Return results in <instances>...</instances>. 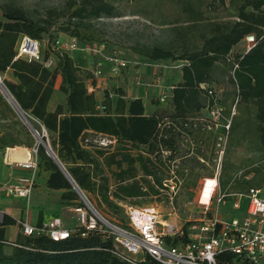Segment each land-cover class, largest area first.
Segmentation results:
<instances>
[{"label": "trees", "instance_id": "1", "mask_svg": "<svg viewBox=\"0 0 264 264\" xmlns=\"http://www.w3.org/2000/svg\"><path fill=\"white\" fill-rule=\"evenodd\" d=\"M106 1L73 0L71 10H74L69 23L73 25L76 21V26L73 30L69 26L64 29L70 33L68 36L85 43L86 38L81 36L77 23L85 22L86 26L101 16L116 17L113 4ZM175 2L184 16L180 21L185 25L183 29L207 32H202L200 45L183 47V50L161 43L139 48L138 54L146 61L181 63L182 81L170 89L171 93L163 101H166L164 108H160L158 102L153 103L158 108L151 115H145L141 98L127 99L122 89L105 90L99 103L87 88L88 80L92 79L93 83V73L75 66L74 59L66 53L54 54L56 60L52 69L40 62L14 60L20 36L41 42L42 35L49 34L52 26L49 18L36 21L20 9L1 8L5 21H0V74L9 70L17 80L12 83L4 79L3 84L39 135L41 131L34 125V120L46 130L48 137H43V141L49 140L51 151L78 189L97 197L111 210L121 211L116 201L158 194L146 177L151 176L154 184L160 185L159 166L164 169L169 166L167 163L175 152L180 132L186 130L190 119L197 118L202 109H211L214 105L223 107L211 86L216 70L228 79L234 94L245 105L247 128L257 136L258 151L264 159V0ZM248 35L255 37V45L247 53L232 55L234 47ZM43 55L44 60L51 58L49 54ZM57 75L61 77L60 92L66 96L67 104L65 109L58 105L54 112H49L47 106ZM230 111L224 114L229 116ZM17 116L0 95V148L4 150L33 147L31 131L15 120ZM232 121L233 117L231 125ZM93 133L115 137L118 148L112 153L83 148L80 141ZM21 136L25 142L19 138ZM141 147L147 154H157L155 151L161 150L170 154L160 164L159 159L152 161L142 154L131 153L132 149ZM36 149L38 167L41 165L47 173L46 188L64 191L61 200L69 203L66 206L73 203L74 209L84 207L70 181L46 154V149L38 144ZM112 167L114 190H111L110 178L105 172ZM138 172L141 177L136 179ZM261 183L264 184V173ZM141 185L147 187V192L141 190ZM41 223L39 216L37 225ZM11 226H17V220L3 214L0 219V264H130L113 254L112 238L97 230L85 232L78 226L75 233L59 241L45 235L24 236L20 232L15 241H9L5 229ZM177 242V239L168 241L172 245ZM218 264H232L230 255L221 254Z\"/></svg>", "mask_w": 264, "mask_h": 264}, {"label": "built area", "instance_id": "2", "mask_svg": "<svg viewBox=\"0 0 264 264\" xmlns=\"http://www.w3.org/2000/svg\"><path fill=\"white\" fill-rule=\"evenodd\" d=\"M53 41V54H70L79 50L80 42L76 37L67 36L65 40ZM255 43L253 35L246 36L243 39V53H247ZM17 59L40 62L46 68H50L53 62L52 58L44 60L41 42L27 36L18 38L14 60ZM106 61L109 64L108 74L112 76L126 70L129 65L115 55L107 57ZM92 73L94 77L101 76L99 69ZM92 90L89 88V91ZM166 97L165 93H160L158 99L163 102ZM232 111L234 109H231L227 117L223 107L219 105L208 109L206 129L220 128L221 132L216 139L218 156L214 174L203 180L197 202L201 208L200 217L181 226L167 220L178 213L175 198L182 186L177 163L168 160V170L164 172L160 187L154 184L151 176L148 177L159 191V197L165 196L162 204L167 208L166 213H161L155 205L118 204L122 208L125 222L115 225L103 218L89 203L82 201L84 207L74 209L78 215L79 227H83L85 232L97 230L111 237L113 254L130 264H218L221 254L230 255L232 264H264V186L250 187L246 192H229L221 190L219 184L222 158L232 126ZM80 145L88 150L112 153L118 148V141L113 136L93 133L84 137ZM10 149L14 148L4 150V157H8ZM162 152L164 159L170 154L165 150ZM7 165L25 170L28 175L4 185L3 192L7 197L20 198L28 204L37 177V149L30 148L26 159L8 162ZM222 205H229L223 217L219 214ZM17 226L24 236L45 235L53 241L66 239L76 232L66 229L59 217H52L46 223L33 226L20 220L17 221ZM174 239L178 240L176 244L168 243Z\"/></svg>", "mask_w": 264, "mask_h": 264}, {"label": "rangeland", "instance_id": "3", "mask_svg": "<svg viewBox=\"0 0 264 264\" xmlns=\"http://www.w3.org/2000/svg\"><path fill=\"white\" fill-rule=\"evenodd\" d=\"M114 6V13L116 17H105L91 21L89 25L85 26L84 23H77L80 34L82 37L86 38V42L83 43L79 38V50L68 54L69 57L73 59H78L80 56L86 59L89 69L92 72L96 70H101V76L105 77L110 81L107 86L108 90L114 92L117 89H122L126 91L127 83L129 79L135 76L137 86H143L145 89L148 88L151 82L148 76H152L151 72L154 70L157 76L165 77L167 83H176V79L179 77L180 72V62L177 61H167V62H149L144 60L139 54V48L144 45H153L155 43H161L162 45H174L178 49L182 47H195L201 44L200 37L207 31L193 30V29H183L185 25L180 21L184 18L178 10L175 0H108ZM73 0H0V21L4 22L5 19L2 16L1 8H15L20 9L28 17L36 21H42L44 19H50L51 28L49 34H43L41 39V50L45 54H49L53 62L51 69L54 66L55 58L51 51L52 40L59 39L65 40L70 34L64 31L66 27L69 26L70 30H73L76 26V21H73V25L70 22V14L74 10H71ZM222 15V14H221ZM52 36V38L50 37ZM243 41L236 45L232 51V55H240L244 52ZM115 55L116 57L128 62V68L114 78H110L108 75L109 64L106 59L109 56ZM158 66V67H157ZM140 71H136L139 70ZM143 69L145 70L143 71ZM3 83L4 74H0ZM100 76V77H101ZM214 81L211 82L212 88L216 91L217 97L221 100V104L226 108L234 109L232 111L233 121L232 129L228 140V150L223 161L222 177L225 183L230 182L228 191L231 188H248L255 185H260L263 173H264V159H262V154L258 151V138L255 136L252 129L247 128V109L244 107L239 98L234 94L232 85L228 82L225 76L220 74V71L216 70L214 73ZM131 81V80H130ZM125 84V85H124ZM148 84V85H147ZM99 91L98 100H103V91ZM162 93L163 89L161 90ZM125 93V92H124ZM126 94V93H125ZM0 95L2 96L1 92ZM142 97H144L142 95ZM158 102L160 108H164L165 102H159L157 97L151 95L145 102L146 108H149V103L153 104ZM237 103V104H236ZM236 104V107L233 106ZM15 120L21 122L30 132L27 124L21 119V117L15 118ZM2 124V123H0ZM34 125L41 131L40 135L45 138L48 134L45 129L34 120ZM1 133V130H0ZM31 133L33 140V147H37V140ZM197 138H204V136L198 134ZM22 142H25L23 136L19 137ZM46 144L50 147L49 140H46ZM210 141L206 138L205 147L209 148ZM4 152V148H0V164L1 156ZM197 164H192L191 171L188 181H200L208 169L199 168ZM111 171H114V167L107 170L105 169L106 175L110 178L111 190H114V180L111 175ZM46 172L40 165L37 170L38 185L41 184L42 179L45 178ZM1 179V178H0ZM185 184V183H184ZM192 184H187L188 186H193ZM36 185V182H35ZM34 185V186H35ZM37 185V186H38ZM187 186V187H188ZM221 188V185H220ZM222 190V189H221ZM64 191H57L46 193L44 199L49 205L50 211L53 214L58 215L61 220L65 223L68 230H75L79 226L77 220L78 215L74 212L73 203L71 206H66L65 201L61 200ZM194 190L192 192L184 193L183 190L177 195V205L181 206L182 203V214L186 217L188 214V209L192 208L190 205L191 198L193 196ZM231 192V191H229ZM86 197L87 203L93 209H95L103 218H105L111 224H124L125 217L121 208V211L111 210L105 206L100 200L95 196H89L83 193ZM165 196L157 198L155 200L152 198L151 194L143 196L142 198H132L125 201H116L119 205H143L145 203H158L159 200L162 202ZM4 199L5 196L0 194V200ZM60 198V199H59ZM61 201L60 204L54 200ZM80 202L82 201L79 197ZM90 200V201H89ZM51 202V203H50ZM50 203V204H49ZM185 206V207H184ZM37 206L35 202L32 201L28 210L32 213L35 212ZM159 210L161 213H165L167 208L164 205L160 206ZM227 206H220L219 214L223 217V214ZM49 209H46L48 211ZM45 211V209L43 208ZM186 211V212H185ZM120 216V217H119ZM195 216L200 217L195 214ZM188 218V217H186ZM50 218L46 216L45 220L48 221ZM14 232L19 234L17 229Z\"/></svg>", "mask_w": 264, "mask_h": 264}, {"label": "crops", "instance_id": "4", "mask_svg": "<svg viewBox=\"0 0 264 264\" xmlns=\"http://www.w3.org/2000/svg\"><path fill=\"white\" fill-rule=\"evenodd\" d=\"M55 64V62H54ZM74 64L75 66L79 67L82 70H88L91 71L89 69V66L87 64V61L85 58H83L82 56H80V58L78 59H74ZM54 67V66H53ZM136 70V71H140ZM145 69H143L144 71ZM146 72V70H145ZM152 76H148L151 80V82L148 85V88H144L143 86H137L136 84V78L135 76L132 77L131 79H129V82L127 83V88L125 89L126 91H124L126 93V98L127 99H132V98H141L142 102L144 104V108H145V115H151L155 112L156 108H158L156 105L154 104H150L149 103V108H146L145 102L147 101L148 97L151 95H154L157 97V99L160 96V93H162V89H163V93H165L167 96H169L170 89L173 87L174 84H177L179 82L182 81V77H181V71L179 72V77L176 79V83H171L170 85L167 83L166 78L165 77H159L156 75V72L153 70L151 72ZM110 78H114L112 77L111 74L107 75ZM4 78L6 80H8L9 82L12 83H17V80L12 76L11 71H7L4 74ZM131 80V81H130ZM110 84V81L107 80L105 77H94L93 78V83H92V79L87 81V88H92V91L88 92H93L96 99L98 100V94L99 91H105L108 90L107 86ZM60 85H61V77L59 75H57L55 83H54V87H53V92L49 101V104L47 106V110L49 112H54L56 107L58 105L63 106V108L65 109L66 106V96L60 92ZM125 85V84H124ZM109 91V90H108ZM142 95L144 97H142ZM98 102L100 103V101L98 100ZM224 112L228 113L229 109L231 108H226L225 106H223ZM225 115V114H224ZM228 116V115H225ZM209 119V112L208 109H202L201 110V114L197 116V118H195L193 121H191L192 119H190L189 124L186 126V130H183L182 132H180V138L178 140V144L176 146L175 152L173 153L172 156V161L177 163V172L178 175L182 178V186L179 189V192L181 190H183L184 193H187L190 191L192 192V190H194L193 192V196L191 198L190 201V205H192L191 209H188V214L186 218L183 214H182V205H184L182 203L181 206L177 205V196L175 198V204L178 208V213L175 216H171L170 218H168L167 220L169 222H172L174 224H177L179 226L183 225L186 222L195 220L198 218V216L196 217L195 214L199 215L201 213V208L198 205V198H199V194H200V190H201V186L203 183V180L209 177H212L215 171V167H216V161H217V150H216V139L217 136L220 134L221 130L220 128L218 129H211L208 130L206 129L205 125L208 122ZM200 134L202 136H204V138L200 137L197 138L196 136ZM206 138H209L210 141V145L209 148L205 147L206 144ZM229 140V138H228ZM228 150V141L225 147V151H224V155L222 158V167H221V175H220V185L223 191H228V188L230 186V182L229 183H225L224 179L221 178L222 177V169H223V161L224 158L226 156ZM28 151L29 148L25 147V146H17L14 147V149H10V152L8 154V157H4V152L2 153L1 156V164H0V194L5 196V198L2 200H0V219L1 216L3 214L9 215L10 217H12L13 219L17 220V221H25L30 225H37V221L39 216H41L42 219V223H46L47 221L45 220L46 216H48V218H52V217H59L58 215L53 214V211H50L49 209V205H45L47 203L46 199H44V196H46V193H51V192H57V191H53V190H49L46 188L45 186V181L47 178V174L45 176L44 179H42L43 181H41V184L38 185V178L36 179V185L33 188V192H32V196L28 202V204L25 202V200L20 199V198H13V197H7L6 194L3 192V186L9 183H14L17 180H19V178L21 177H26L28 175V172L16 167H9L7 164L8 162H13L15 160H20V159H26L28 156ZM163 150H161L159 153L158 151H155V153L157 154H147L145 153L146 150L144 147H141L139 149H132V154H142L144 157H148L150 158L152 161H155L156 159H159L160 164L164 161V152H162ZM192 164H197L199 168H204V169H208V173L206 172V174L203 175L202 179L200 181H188V177L191 173V171H193L191 169ZM198 168V169H199ZM159 174L158 176L161 179L160 181V185H158V187L161 186V182L164 178V172L167 169L161 168V166H159ZM164 171V172H163ZM166 176V174H165ZM141 177V173L138 172L136 179ZM150 177V176H148ZM148 177H146L148 179ZM149 180V179H148ZM150 182V180H149ZM192 182H195V184L193 186H188L189 184H192ZM224 182V184H223ZM151 183V182H150ZM185 183V184H184ZM188 184V185H187ZM38 185V186H37ZM188 186V187H187ZM264 186V184H260V185H255L253 187H261ZM112 187V186H111ZM142 189H146L144 192H147V187L145 185H141ZM248 188H236V189H232L229 190L231 192H246ZM141 189V190H142ZM156 189V188H155ZM157 190V189H156ZM143 191V190H142ZM158 194L157 195H152V198H154L155 200H157V198H159L160 193L157 190ZM178 192V194H179ZM177 194V195H178ZM161 198V197H160ZM60 199V198H59ZM56 200V199H54ZM129 200V199H128ZM34 201L35 205L37 206L33 216L32 213L30 212V210H28L30 203ZM57 201V200H56ZM60 204V200L57 201ZM158 202H160L158 205V203H145L143 205H155L158 206V208H161L160 206L163 205L162 202L159 200ZM51 203V202H50ZM49 203V204H50ZM185 207V206H184ZM43 208L45 209V211L43 210ZM46 209H49L48 211H46ZM74 211V210H73ZM75 212V211H74ZM186 212V211H185ZM166 213V212H165ZM60 218V217H59ZM49 219V220H50ZM63 222V220H62ZM63 226L68 229L65 226V223L63 222ZM14 229H17L18 232H20L18 226H11V227H7L5 229V237L7 238V240L9 241H15L16 238V233L14 232Z\"/></svg>", "mask_w": 264, "mask_h": 264}, {"label": "water", "instance_id": "5", "mask_svg": "<svg viewBox=\"0 0 264 264\" xmlns=\"http://www.w3.org/2000/svg\"><path fill=\"white\" fill-rule=\"evenodd\" d=\"M3 86H5L3 84ZM4 89L0 88V92L2 94V96L6 99V102L9 103V105L16 111V113L18 114L19 117H21V119L27 124V126L29 127L30 131L33 134V136L36 138L37 140V144L41 145L44 147V149H46V154L53 160V162L57 165V167L59 168V170L62 172V174L65 176V178L70 181L69 183L73 186L75 192L78 194V196H80V199L83 202H87V200L85 199L86 197L83 196L82 192L78 189V187L74 184V181H72L70 179V177L68 176V174L66 173L65 169L63 168V165H61V163L58 161L57 157L55 156V154L51 151V148L43 141V137L39 135V133L32 127V125L30 124L29 120L27 119V116L21 111V109L17 106L16 102L14 101L13 97L10 95V93L7 90V87H3ZM88 203V202H87Z\"/></svg>", "mask_w": 264, "mask_h": 264}, {"label": "bare ground", "instance_id": "6", "mask_svg": "<svg viewBox=\"0 0 264 264\" xmlns=\"http://www.w3.org/2000/svg\"><path fill=\"white\" fill-rule=\"evenodd\" d=\"M3 87H5V86H3V83H2L1 80H0V88H1V89H4Z\"/></svg>", "mask_w": 264, "mask_h": 264}]
</instances>
